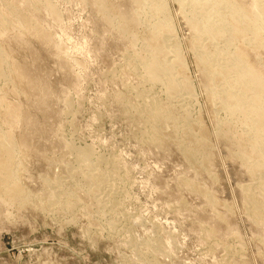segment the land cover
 <instances>
[{
	"label": "rangeland",
	"instance_id": "374dc122",
	"mask_svg": "<svg viewBox=\"0 0 264 264\" xmlns=\"http://www.w3.org/2000/svg\"><path fill=\"white\" fill-rule=\"evenodd\" d=\"M91 1L51 0L60 13L56 18L58 21L43 8L35 18L49 33L52 32L56 45H61L63 51L65 49L67 61L75 74L73 79L77 76V81L64 79L60 73L61 65L56 61L58 67L55 59L32 37L26 36L28 44L24 42L23 45L16 41V32L9 28L10 36L6 33L1 38L10 63L16 68L19 66L20 73L35 70L39 64L40 70L34 74L40 72L37 75L40 80L47 76V81L41 82L52 88H48L49 94L44 92V97L49 100L55 97H52L55 101L51 106L57 117L43 114L34 96V88L26 92L27 89H20L18 84L13 87L3 82L0 86L5 88L1 95L5 93L6 100L21 110L22 119L28 115L35 122L34 128L28 129L19 121L13 130L16 137L30 130L28 133L33 136L30 139H34L32 151L25 156L21 152L19 155L26 169L22 177L25 186L37 193L41 190L38 177L48 176L50 168L57 171L56 167L41 161V157L44 159V154L48 157L50 153L52 156L55 150L46 149L52 147L48 141L49 132L57 124L62 125L65 141L70 140L77 148L89 147L98 155L115 159V202L119 210L116 214L102 217L94 206L88 205L90 203L84 196H81L80 206L67 214L58 208L49 211L46 204L45 207H35V204L21 209L14 207L7 211L8 216L0 217V264H150L154 258L160 264H264V225L252 222L244 210L241 187L250 183L248 173L233 158L232 154L237 152L235 147L215 140L217 125L212 121V113L223 115L207 104V96L199 86L195 57L190 49L191 33L184 20L177 17L178 0H166L169 7L167 16L174 22V43L182 52L187 77L195 89L189 103L193 118L198 119L209 133L215 151L206 175H196L171 143L159 149L141 140L143 121H137L134 112L128 110L127 103H121L124 94H127L128 101L135 99L132 87L143 86L127 70L124 56L130 51H127L130 46L111 31L114 29L101 22ZM239 1L245 8H251V3L254 8L257 6L256 0ZM23 2L0 0V10L7 3L22 5ZM211 8L206 1L201 3L203 11ZM249 36L242 33L239 38L247 39ZM257 58V67L264 74L263 47L249 56L252 63ZM128 87L133 96L126 91ZM156 88L155 96L164 98L163 88ZM14 89L18 90L17 93ZM64 94L74 101L68 114L61 105ZM163 100L165 102V98ZM3 121L2 114L0 124ZM242 126L239 122L237 130H242ZM186 181L205 188L213 195L214 202L209 203L201 193L187 188ZM86 206L93 210L90 212V207ZM220 216H226V221L215 219ZM111 220H115L116 228L109 226ZM208 226L214 230L215 237L205 234L203 229H209ZM158 239L164 245L161 255L146 246ZM134 244L139 251L134 250Z\"/></svg>",
	"mask_w": 264,
	"mask_h": 264
},
{
	"label": "bare ground",
	"instance_id": "6f19581e",
	"mask_svg": "<svg viewBox=\"0 0 264 264\" xmlns=\"http://www.w3.org/2000/svg\"><path fill=\"white\" fill-rule=\"evenodd\" d=\"M24 1L22 5L7 3L0 10V84L5 82L13 87L14 84H18L20 89H27L26 92L34 88V96L40 110L45 116L55 118V111L51 106L55 97L49 96L50 100L47 96V99L44 97V92L48 93V88L52 87L47 88L41 82H46L47 76L40 80L37 75L41 73L34 74L40 70L39 64L37 63L35 70L29 69L26 74H22L18 70L19 66L17 69L15 64L10 63L9 54L1 45L2 36L11 28L16 32V41L21 44L24 42L28 44L26 36L38 41L48 55L50 54L55 62L61 65L59 67L58 63H55L64 79L73 81L77 77L74 76L73 79L75 74L70 62L67 61L65 49L63 51L61 45H56L58 43L52 38V32L49 33L35 19L43 8L56 20L57 16L60 17L56 6L51 0ZM115 1L92 0L91 5L101 22L114 29L111 31H115L121 40L126 41V46L129 44L127 51H130L124 56L127 70L143 85L131 88L136 94L135 99L132 97L134 101L131 98V102L128 101V97H125L127 94H124L121 103H127L128 110L134 112L137 121H143L141 140L159 149L166 148L171 143L186 163L194 169L196 175L208 174L215 151L209 140V133L192 115L189 103L195 89L187 77L182 52L174 43L176 34H173L174 22L167 16L169 12L167 1ZM203 1L209 3L212 8L203 11L201 9ZM256 1L255 8L252 3L251 8H245L239 0H178L177 17L184 20L191 33L190 49L195 57L199 86L209 102L207 104L215 110L218 109L223 115L220 117V114L212 113V121L217 125L215 140L234 146L237 152L232 154L233 158L241 163L248 173L250 183L241 187L244 210L252 222L264 225V74L257 67L259 59L257 58L254 63L249 59V56L259 48H264V0ZM242 33L250 36L247 39H240L239 35ZM206 37L212 39L205 41L201 39ZM18 85L15 87L18 88ZM156 87L163 88L165 102L162 101L164 99L162 96V99L158 95L155 96ZM4 88L0 86V115L3 114L4 118L3 124H0V217L8 216L7 211L14 207L21 209L31 204H35V207L46 204L49 211L56 208L66 214L73 213L82 202L81 196H84L90 203L88 205L94 206L102 217L109 213L116 214L119 209L115 202L117 195L115 159L111 156L98 155L89 147L77 148L69 142L70 140L65 141L62 138V125L60 127L57 124L49 132L48 141L52 147H46L48 150H55L56 154L59 151V154L56 155L54 151L52 156L48 152L50 153L48 157L47 154H44L46 156L44 159L41 157V161L56 167L57 171L50 168V172L47 171L48 176L38 177L41 184L38 194L35 192L34 194L29 186L24 185L25 182H22L25 172L24 160L19 155L21 152L25 156L32 151L34 144L31 142L34 139H30L33 137L31 132L28 133L30 130H25L20 137H16L13 130L19 121L25 123L28 129H33L35 122L28 115L22 119L19 114L21 110L7 101L5 93L1 95ZM128 89L130 87L125 90L129 92ZM64 95L61 105L68 114L73 109L74 101L69 95ZM239 122L243 126L242 130L238 131ZM76 181L78 184L73 185ZM186 185L187 188L201 193L209 203L214 202L213 195L202 186L189 181H186ZM93 208L88 209L91 212ZM215 219L225 222L226 216ZM96 225L95 223L94 226ZM116 225L115 220H111L109 226L116 228ZM203 230L208 237H215L212 228ZM162 244L158 239L148 242L146 246L160 254L164 247ZM133 248L139 251L137 245L134 244ZM150 264L160 263L154 258Z\"/></svg>",
	"mask_w": 264,
	"mask_h": 264
}]
</instances>
